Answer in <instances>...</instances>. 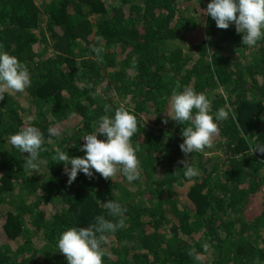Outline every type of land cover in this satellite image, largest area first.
I'll list each match as a JSON object with an SVG mask.
<instances>
[{
  "label": "trees",
  "instance_id": "16d2710c",
  "mask_svg": "<svg viewBox=\"0 0 264 264\" xmlns=\"http://www.w3.org/2000/svg\"><path fill=\"white\" fill-rule=\"evenodd\" d=\"M208 2L0 0V49L32 80L0 99V264H68L60 233L113 219L110 199L125 227L104 264H264V40L243 45L204 13ZM177 83L206 94L213 113L231 110L212 147L187 156L184 125L164 122ZM120 105L137 118L140 178L93 170L69 184L57 149L83 156L82 137ZM29 125L43 134L37 171L9 142ZM184 159L196 177H184Z\"/></svg>",
  "mask_w": 264,
  "mask_h": 264
},
{
  "label": "clouds",
  "instance_id": "9594fccd",
  "mask_svg": "<svg viewBox=\"0 0 264 264\" xmlns=\"http://www.w3.org/2000/svg\"><path fill=\"white\" fill-rule=\"evenodd\" d=\"M204 13L211 16L218 28L227 29L234 25L243 45L256 46L264 40V0H209ZM92 50L102 59L99 57L101 47L93 46ZM31 83L28 68L16 56L0 49V99L5 94L24 92ZM180 87L177 83L173 89L167 112L168 118L184 125L181 132L183 141L179 147L187 156L212 147L213 136L219 131L217 121L227 119L231 110L221 107L213 113L206 94L196 92L190 86L178 90ZM136 132V116L129 108L120 105L114 114L98 118L95 130L82 137L85 141L80 146L83 156L73 157L57 149L55 162L65 165L69 184L80 172L91 177L93 170L104 178H113L119 171L128 182L138 180L141 176L140 162L137 149L131 143ZM48 134L50 137L56 136L58 129L49 127ZM9 142L20 153H28L27 166L37 171L43 143V134L38 128L32 125L21 127L10 135ZM257 149L264 152V147ZM180 163L183 167L179 169L183 170L185 178L198 175V168L186 159ZM103 205L113 219L98 215L94 223L68 227L60 233L56 247L64 254L68 264H104V257L109 255L105 248L109 243L108 237L125 227L126 210L113 199ZM190 255L200 260L194 251Z\"/></svg>",
  "mask_w": 264,
  "mask_h": 264
},
{
  "label": "rangeland",
  "instance_id": "374dc122",
  "mask_svg": "<svg viewBox=\"0 0 264 264\" xmlns=\"http://www.w3.org/2000/svg\"><path fill=\"white\" fill-rule=\"evenodd\" d=\"M165 120H167V122H166V125H168V127L170 128V127H172V124H173V120L172 119H170V118H165Z\"/></svg>",
  "mask_w": 264,
  "mask_h": 264
}]
</instances>
